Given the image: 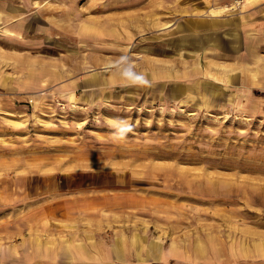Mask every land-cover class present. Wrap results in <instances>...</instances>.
<instances>
[{
  "label": "rangeland",
  "instance_id": "374dc122",
  "mask_svg": "<svg viewBox=\"0 0 264 264\" xmlns=\"http://www.w3.org/2000/svg\"><path fill=\"white\" fill-rule=\"evenodd\" d=\"M255 2L0 0V264H264Z\"/></svg>",
  "mask_w": 264,
  "mask_h": 264
},
{
  "label": "crops",
  "instance_id": "0c3cea01",
  "mask_svg": "<svg viewBox=\"0 0 264 264\" xmlns=\"http://www.w3.org/2000/svg\"><path fill=\"white\" fill-rule=\"evenodd\" d=\"M213 3H210L211 8L213 7ZM191 6V10L195 8L194 3ZM175 8L178 9L177 7ZM248 9L252 10L251 18L248 15L246 18L243 17L241 20L242 22L240 23V26H243V30L241 27L240 30L236 33L229 32L226 27H223L224 25H227V17L223 18L222 16L217 17L213 15H208L203 18L204 26H201L200 28H189L187 33L180 34L179 32H177L178 28L176 24V20L179 14H176L175 12V33H173V36H220V39H223L224 36H254L260 38L264 36V0H257V2L253 3L250 7L247 8V10ZM197 25L202 24L200 23ZM245 27L248 28L245 29ZM14 36L17 35L12 33L0 34V39H4V37L13 38ZM47 36H53V34L48 33ZM59 36H67V34L64 35L61 33ZM128 83L129 81L126 79L125 76H120L119 79H116L112 74H108L107 80L100 83H92L90 85L85 86L76 85L74 87H67V85L63 86V84H61L60 86L54 88V90L60 92V97H64L66 102L69 100V96L73 95L76 99L77 104H80L82 106L86 105L87 107H90L94 103H101L103 101L104 96H109L112 91L111 88H113L114 86L125 85ZM85 90H88V92ZM152 246L154 247L155 244H153ZM82 264L87 263L82 262Z\"/></svg>",
  "mask_w": 264,
  "mask_h": 264
}]
</instances>
